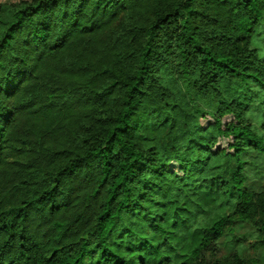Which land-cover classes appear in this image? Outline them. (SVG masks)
<instances>
[{
	"label": "trees",
	"instance_id": "trees-1",
	"mask_svg": "<svg viewBox=\"0 0 264 264\" xmlns=\"http://www.w3.org/2000/svg\"><path fill=\"white\" fill-rule=\"evenodd\" d=\"M263 19L264 0L0 1V264H261Z\"/></svg>",
	"mask_w": 264,
	"mask_h": 264
},
{
	"label": "rangeland",
	"instance_id": "rangeland-1",
	"mask_svg": "<svg viewBox=\"0 0 264 264\" xmlns=\"http://www.w3.org/2000/svg\"><path fill=\"white\" fill-rule=\"evenodd\" d=\"M1 2H17L19 0H0ZM263 24H264V19H263ZM264 27V25H263ZM258 39L262 42L264 40V34L262 33V36L258 37ZM258 40V41H259ZM262 90L261 94V99L258 101L257 105L253 107V111L251 113L254 124L256 125V129L259 132L264 133L263 128H264V88H260ZM247 160H249L250 164L247 167L246 170V175L249 177L246 180V185L250 188H253L255 185V188H260L261 185L264 184V179H262L260 176L264 177V157L261 156V158H257V153H251L247 155ZM237 233L242 234L247 236V238L250 240L251 243L254 242V238L252 236V232L248 227H243V226H237L236 227ZM235 230V231H236ZM227 239H224L223 242H225ZM224 248L226 252H231L234 249H236V245L230 244V243H223ZM240 250L244 253H247L246 251L248 250V247L242 246L240 247ZM252 253H258L262 263L264 264V250H260L258 252H255V250L250 249Z\"/></svg>",
	"mask_w": 264,
	"mask_h": 264
}]
</instances>
